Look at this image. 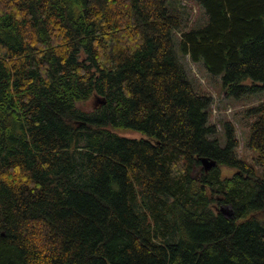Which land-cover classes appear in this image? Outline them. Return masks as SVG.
I'll return each mask as SVG.
<instances>
[{"label": "trees", "instance_id": "16d2710c", "mask_svg": "<svg viewBox=\"0 0 264 264\" xmlns=\"http://www.w3.org/2000/svg\"><path fill=\"white\" fill-rule=\"evenodd\" d=\"M172 1L0 0V264H264V104L258 174L181 60L264 91V0H196L178 47Z\"/></svg>", "mask_w": 264, "mask_h": 264}, {"label": "rangeland", "instance_id": "374dc122", "mask_svg": "<svg viewBox=\"0 0 264 264\" xmlns=\"http://www.w3.org/2000/svg\"><path fill=\"white\" fill-rule=\"evenodd\" d=\"M171 10L179 16L182 23L181 30H178L174 35V42L177 47L182 32L203 28L208 23V15L196 0H173ZM181 60L185 64L196 91L213 98L209 110V123L216 127L217 132L211 138L218 139L222 145H225L224 125L230 122L238 140V146L235 150L237 157L254 167L258 174H261L263 168L256 161L257 155L248 146L251 126L257 119V115L249 113V111L264 104V91L240 99L229 97L222 88L221 78L212 77L203 63L196 64L192 62L189 56L185 55L181 56ZM85 107L88 110L92 109V103L86 104ZM119 134L131 139H148L147 136L133 131H120ZM222 168L224 176L232 175L234 172V169Z\"/></svg>", "mask_w": 264, "mask_h": 264}, {"label": "water", "instance_id": "95a60500", "mask_svg": "<svg viewBox=\"0 0 264 264\" xmlns=\"http://www.w3.org/2000/svg\"><path fill=\"white\" fill-rule=\"evenodd\" d=\"M201 161H202V165H203V167H204V169L206 171H209L210 169L216 167V165H217L216 161L209 160L207 158L206 159H201ZM220 211L227 218L233 216V210H232V208L230 206H222L220 208Z\"/></svg>", "mask_w": 264, "mask_h": 264}]
</instances>
